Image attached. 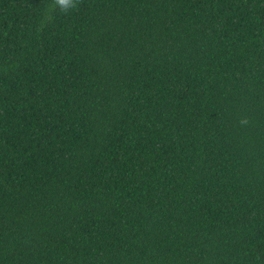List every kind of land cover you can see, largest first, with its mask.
<instances>
[{
	"label": "trees",
	"instance_id": "obj_1",
	"mask_svg": "<svg viewBox=\"0 0 264 264\" xmlns=\"http://www.w3.org/2000/svg\"><path fill=\"white\" fill-rule=\"evenodd\" d=\"M75 2L0 0V264H264V0Z\"/></svg>",
	"mask_w": 264,
	"mask_h": 264
},
{
	"label": "clouds",
	"instance_id": "obj_2",
	"mask_svg": "<svg viewBox=\"0 0 264 264\" xmlns=\"http://www.w3.org/2000/svg\"><path fill=\"white\" fill-rule=\"evenodd\" d=\"M55 4L59 8L61 12H68L70 9H73L76 7L75 0H54ZM242 125L247 124L246 120L241 121Z\"/></svg>",
	"mask_w": 264,
	"mask_h": 264
}]
</instances>
